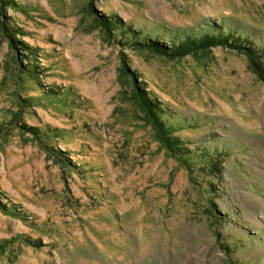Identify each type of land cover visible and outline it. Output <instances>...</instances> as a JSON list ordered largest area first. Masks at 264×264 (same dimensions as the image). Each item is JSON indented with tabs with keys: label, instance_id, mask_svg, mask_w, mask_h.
Returning a JSON list of instances; mask_svg holds the SVG:
<instances>
[{
	"label": "rangeland",
	"instance_id": "obj_1",
	"mask_svg": "<svg viewBox=\"0 0 264 264\" xmlns=\"http://www.w3.org/2000/svg\"><path fill=\"white\" fill-rule=\"evenodd\" d=\"M0 264H264V0H0Z\"/></svg>",
	"mask_w": 264,
	"mask_h": 264
},
{
	"label": "trees",
	"instance_id": "obj_2",
	"mask_svg": "<svg viewBox=\"0 0 264 264\" xmlns=\"http://www.w3.org/2000/svg\"><path fill=\"white\" fill-rule=\"evenodd\" d=\"M105 28L108 30V31H110L111 30V28H109L108 26H106L105 25ZM230 35V37H235V34L234 33H231V34H229ZM205 38H209L208 36H205V37H203L202 39H198V41H197V39H196V42H195V44H199V45H205L206 44V42L205 41H202L203 39H205ZM227 38H229V36L227 37ZM209 40V39H208ZM222 40V39H221ZM225 40H227V39H223L222 41V43H224V42H226ZM183 45H185V47H187L188 48V45H189V42H186V43H184ZM234 45V44H233ZM249 55V54H248ZM250 56V55H249ZM143 93H138V98L140 99V101H141V103H142V105L149 111V113H154L155 112V110H154V107H156L157 108V106H158V104L156 103V104H153L154 105V107L149 103V101L148 102H146V103H144L143 102V100H145V99H147V97L145 96V95H142ZM142 98H143V100H142ZM156 114V113H155ZM158 121V120H157ZM159 124L160 125H157L159 128H157L158 129V133H159V136H160V138L165 142V144L167 145V147H168V149H170V150H177L178 149V147L180 146V143H181V141L180 142H178L177 141V138L176 137H174L173 135H172V131H171V128L169 127V126H166V125H164V123H163V121L161 122H159Z\"/></svg>",
	"mask_w": 264,
	"mask_h": 264
}]
</instances>
